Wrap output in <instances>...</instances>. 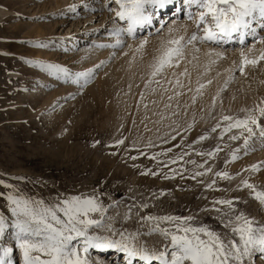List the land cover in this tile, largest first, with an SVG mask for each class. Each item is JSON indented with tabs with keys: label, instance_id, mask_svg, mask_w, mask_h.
Segmentation results:
<instances>
[{
	"label": "rangeland",
	"instance_id": "rangeland-1",
	"mask_svg": "<svg viewBox=\"0 0 264 264\" xmlns=\"http://www.w3.org/2000/svg\"><path fill=\"white\" fill-rule=\"evenodd\" d=\"M57 1L0 0L8 11L0 17V253L12 247L16 256L19 248L9 196L47 207L94 197L106 209L105 224L139 232L141 242L157 248L166 242L147 234L155 222L142 217L191 216L192 226L226 236L230 230L214 210L222 206L214 201L227 199L264 224V205L243 187L247 181L264 191V155H258L264 146L255 145L264 128V43L243 57L217 55L199 41L187 43L193 32L170 30L143 47L144 41L127 42L121 33L117 45L102 16L90 23L81 19V7L80 18L70 10L58 14ZM78 26H86L81 47L62 51ZM181 37L182 54L156 72L163 50L176 47L168 41ZM94 39L100 41L93 45ZM245 58L256 63L243 64ZM55 63L68 74L48 67ZM79 72L91 74L75 84ZM249 116L259 122L249 123L253 134L226 130ZM90 234L107 235L102 228ZM249 264H264V258L254 252Z\"/></svg>",
	"mask_w": 264,
	"mask_h": 264
},
{
	"label": "snow or ice",
	"instance_id": "snow-or-ice-1",
	"mask_svg": "<svg viewBox=\"0 0 264 264\" xmlns=\"http://www.w3.org/2000/svg\"><path fill=\"white\" fill-rule=\"evenodd\" d=\"M114 3L119 9L115 16L127 24L126 27H118L114 31L116 43L119 45L121 33L134 36L137 29L152 23L153 13L148 11L149 8L163 10L172 5L174 0H114ZM183 3L189 7L195 5L198 9L196 13L189 12L188 17L194 21L197 31L202 33L193 34L187 41L189 44L196 41L219 44L231 41L234 35H238L239 43L244 44L247 34L245 30L251 27L250 20L258 16L264 21V0H183ZM260 27L264 28V23H261ZM181 40L183 37L168 41L170 45L176 47H166L163 50L156 72L165 66H171L174 58L182 54ZM260 42L264 43V40ZM144 43L146 41L141 43V47ZM241 55L243 57V53ZM260 58L264 59V55ZM255 63V60L246 58L243 61V64ZM48 67L68 74L66 69L52 65ZM90 74L82 75L86 78ZM260 112L264 116V108H261ZM231 119L228 116L224 117V120ZM249 123L259 127L256 118L249 116L245 120H236L226 130L243 128L251 135L253 128L249 127ZM260 131L261 135H264V128ZM237 138L232 137L233 140ZM235 158L234 155L233 159ZM251 170L258 169L253 166ZM216 176L232 179L227 173L218 172ZM243 187L249 189L253 198L264 205V191H257L247 181H243ZM8 200L14 205L12 211L17 217L13 227L17 230L16 242L22 253L23 264H93L90 249L123 253L127 258V264H133V261H137L138 264H249L254 252H259L264 258V224L243 212H237L235 204L238 201L234 200L214 201V204L222 206L214 210L222 213L223 227L230 230L226 236L205 226H192L191 216L142 217L143 222H155L147 234L159 235L166 242L162 248H157L156 245L149 247L147 242H141L139 232L127 233L117 230L112 224H105L103 219L106 209L94 197L76 196L53 207L45 206L43 201H31L14 196H9ZM95 213L100 214L99 219L92 217L91 214ZM127 219H130V215L125 216V220ZM161 224H170L171 227H161ZM101 228L107 235L90 234L91 229ZM4 230L5 221L0 217V236ZM2 251L4 258H0V264H11L10 260L5 258L11 255L12 249L4 248Z\"/></svg>",
	"mask_w": 264,
	"mask_h": 264
},
{
	"label": "bare ground",
	"instance_id": "bare-ground-1",
	"mask_svg": "<svg viewBox=\"0 0 264 264\" xmlns=\"http://www.w3.org/2000/svg\"><path fill=\"white\" fill-rule=\"evenodd\" d=\"M111 4H114L113 8L111 10H108ZM78 7H81V9H84L83 10V13H84L83 17H81V15L83 13L80 14L77 11ZM172 7H173V10H171V12H169L168 10ZM1 8L2 7H0V17L2 19V17L6 16L8 14V11H6L7 8L6 9L5 8L1 9ZM54 8L56 10L57 9L59 10L58 14H60V13L62 14L64 11H67V10H70L71 13H76L77 15H76V17H74L75 19L78 17L79 18L81 17V19L89 17L90 18L89 22L91 21L90 23H92V21L94 19L96 21L98 17L102 16L103 21L106 20V22H107V24H105L106 27L110 26L109 32L115 31V29H117L118 27L123 28V27L127 26L126 22L119 21V19L115 16V12L119 9H118V5H116L114 3V0H91V2H90V0H74V1L73 0H58L56 2V5ZM148 11L150 13H153L152 23L149 25H146L144 28L137 29L134 36H129L127 33H124L125 36H127L125 41H127V40L132 41L135 38H137L138 39L137 41H146L148 43H153L159 36L164 35L166 32H168L170 30H176V32L179 33L180 35L189 34V32H193L194 34H197V35H200V34L202 35L201 32L197 31V28H196L194 21L190 20L188 17L189 12L196 13L198 11V9L196 8L195 5L189 7L188 5H185L183 3V0H174V3L172 5L167 6L163 10L157 11L156 9L149 8ZM11 15H13V14H11ZM77 21H79V19ZM89 22H88V20H86L85 23H89ZM261 23H264V21H261L258 16L255 19L250 20L251 27L249 29L245 30L247 34L245 35L244 44H240L239 43V36L234 35L233 39L231 41H228V42H221L219 44L207 42V43H201V45L203 47H205V49L208 48V49H211L215 52H220L223 54H229L230 56H233L234 54H237V53H243V52L252 50V49L256 48L258 46V44L260 43V41L263 40L262 38H264V28L260 27ZM106 27H105V29H106ZM201 27H203V26H201ZM80 29L84 30V32H81L83 34V33H85L86 26H82L81 28H79V26L76 27L75 28L76 34L73 36L70 35L69 37L71 40H67L66 42H63L62 44H64L63 45L64 50H62V49H60V50L71 51V52H69V54L70 53L72 54V52L76 51L75 49H78V47H81L80 41H83L82 40L83 37H80V35H81ZM36 30L40 36H43L40 34L41 32H43V29L41 26L37 27ZM176 32H175V35H176ZM85 41H86V39H85ZM91 41H92V44L95 45L100 41V39H94ZM61 48H62V46H61ZM205 49L202 48V51H204ZM102 55H105V54H102ZM53 66L57 67L58 63H55ZM64 75L65 74L63 73V77H64ZM78 75L79 76L77 78L73 79V83L82 84L83 83V79L81 76L82 72H79ZM63 80H64V78H63ZM263 136L264 135H261V131L259 130V133L257 135V137H259V140H258L257 144H255L256 146H258V147L264 146V141H261L262 139L264 140ZM258 155H260V156L264 155V150L262 152H260ZM11 249H12V247H11ZM17 250H18V252H17L16 256L14 254H12V252H11V255L9 257L5 258L7 260H10L11 264H16V262H17L16 258L17 257H19L18 261L20 262V264H23L22 253H21L19 248ZM90 251L92 254V256H91L92 261L95 263L101 262V263H105V264H127V258L124 256L123 253H120V252H117L114 250L101 252V251H98L96 249H91ZM108 252H109V254H108ZM106 254H108V256ZM0 258H4L3 257V251L0 253ZM260 259H261V257L258 258V261ZM133 264H138V262L133 261Z\"/></svg>",
	"mask_w": 264,
	"mask_h": 264
}]
</instances>
